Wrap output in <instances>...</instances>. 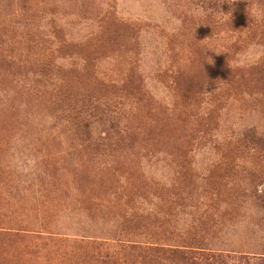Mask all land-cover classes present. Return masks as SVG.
Wrapping results in <instances>:
<instances>
[{
	"label": "rangeland",
	"instance_id": "obj_1",
	"mask_svg": "<svg viewBox=\"0 0 264 264\" xmlns=\"http://www.w3.org/2000/svg\"><path fill=\"white\" fill-rule=\"evenodd\" d=\"M188 246L264 264V0H0V264Z\"/></svg>",
	"mask_w": 264,
	"mask_h": 264
},
{
	"label": "trees",
	"instance_id": "obj_2",
	"mask_svg": "<svg viewBox=\"0 0 264 264\" xmlns=\"http://www.w3.org/2000/svg\"><path fill=\"white\" fill-rule=\"evenodd\" d=\"M146 251L164 253L168 254L167 260H173L177 264H202L199 261L200 254L198 251H194V247L188 246L186 249L182 248H173L168 250H163L158 247H149L145 248ZM163 255V254H162ZM206 260V258H205Z\"/></svg>",
	"mask_w": 264,
	"mask_h": 264
}]
</instances>
